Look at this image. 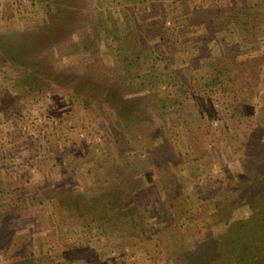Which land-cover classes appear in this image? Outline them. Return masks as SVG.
<instances>
[{"label":"trees","instance_id":"1","mask_svg":"<svg viewBox=\"0 0 264 264\" xmlns=\"http://www.w3.org/2000/svg\"><path fill=\"white\" fill-rule=\"evenodd\" d=\"M217 2L192 9L186 0L181 3L178 0H100L101 10L91 9V0H39V4L46 6L40 9L42 16L35 31L30 33L28 28H18L8 34L0 33V67L10 66L16 71L15 81L21 88H28L39 96L69 89L72 101L91 109L111 130L117 120L120 122L126 132L123 140L113 142L117 156L125 155L121 151L124 147L131 148L135 154L152 152L161 159L168 152L160 146L167 101L161 94L162 87H172L185 102L201 98L205 103L204 114L208 115L201 116L205 122L214 123L223 116L221 127L234 149L236 143L232 140L236 138L231 136L234 130L226 118L235 119L238 128H243L234 136L246 138L249 146L243 145L238 153L240 160L249 165H242L239 172L233 173L231 183L227 182L228 189L219 193L228 204L212 201L205 204L204 214L212 219L208 211L209 206L213 207L217 212L214 218L219 221L220 215L227 211L233 215L235 206L243 201L251 216L240 220L228 217L225 228L217 234L209 229L207 233L203 231L205 234L201 231L198 237L194 236L186 216L193 210L197 190H186L176 176L163 178L161 184L158 182L144 196L139 188L141 176L135 177L133 188L125 187L130 177L120 172L122 168L118 164L117 171L111 172L113 202L104 205L100 212L93 205L84 208L85 205L75 204L79 212L88 210L86 225L104 235L112 232L123 239H134L136 246L149 254L161 248L165 264H264V53L254 56L263 49L259 46L264 43V19L259 18L264 17V0ZM225 18L228 24L221 23ZM241 21L252 38L248 48L235 26ZM253 23L258 27L253 28ZM102 39L115 47L116 55L108 63L100 53ZM191 42L201 46L185 50ZM64 45H67L65 49ZM49 48L57 53L65 52V57L75 58L72 61L77 60L83 68L59 64L54 56L44 57V50ZM59 48L63 49L59 51ZM168 50L172 53L169 58ZM89 52L93 55L89 56ZM181 53L192 56L185 66L177 62ZM199 71H204V75L198 76ZM128 87L135 91L130 92ZM214 92L215 96L224 95L226 103H215L211 99ZM194 106L200 105L196 101ZM178 120L169 122L173 127L181 126ZM163 166L167 167L153 169L157 172ZM133 167L138 172L140 165ZM9 197L12 198V193L0 179V203ZM47 197L48 194L36 193L25 198L23 206L8 200V205L0 207V253L14 256L12 250L21 240L22 234L12 219L20 222L21 216L28 213L26 205L31 201L37 206L34 212L44 214L46 209L42 205ZM66 201L65 197L61 205L63 212L73 213ZM61 217L66 220L63 213ZM206 223L213 228L214 224ZM189 237L195 246L191 250L182 246Z\"/></svg>","mask_w":264,"mask_h":264},{"label":"rangeland","instance_id":"2","mask_svg":"<svg viewBox=\"0 0 264 264\" xmlns=\"http://www.w3.org/2000/svg\"><path fill=\"white\" fill-rule=\"evenodd\" d=\"M178 1L181 3L185 0ZM91 2V9L103 10L100 0ZM186 2L192 9L218 4L217 0ZM43 6L46 5L39 4V0H0V33L8 34L18 28H28L32 33L39 27L38 22L42 16L40 9ZM263 19L262 16L259 18L260 21ZM221 23L228 24L226 18ZM235 26L242 34L243 45L248 48L252 38L246 24L241 21ZM262 26L264 28V22ZM257 27L253 23V28ZM259 31L261 32V26ZM102 40L100 53L104 57L102 60L108 63L116 55L115 47L110 46L112 42ZM66 46H63L64 49ZM198 46L201 45L191 42L185 50L192 51ZM259 47L264 49V43ZM221 48L227 54L225 46L222 45ZM263 49L254 56L264 53ZM168 52L169 58L172 53L171 50ZM65 54L50 48L44 50V57L54 56L59 64L64 63L74 69L83 68L78 65L77 60L72 61L75 58L65 57ZM88 55L93 54L89 52ZM191 57V54L181 53L177 62L185 66ZM197 75L203 76L204 71H199ZM16 76V71L10 66L0 67V179L5 188L11 191L12 198L9 197L8 200L13 204L23 206V202L36 193L48 194V197L44 198L47 201L42 205L46 209L44 214L35 213L37 206L31 201L26 205L28 213L21 216V220L17 219L20 222L12 219L11 222L22 234L21 240H18L16 248L12 250L14 256L0 253V264H165L164 254L159 251L161 248L149 254L136 246L134 239H123L118 233L112 232L104 235L85 223L89 214L84 208L93 205L94 210L100 212L104 205L113 202L114 178L111 172L117 171L118 164L122 168L120 172L130 177V182H125V187L133 188L135 177L141 176L139 188L144 196L149 195L150 189L158 182L161 184L163 178L170 176L179 177L186 190H197L198 197L195 198L193 210L186 216L187 223L196 234L194 236L198 237L201 231L207 233L209 229L219 233L221 228H225L224 223H227L228 217L240 220L251 216V211L243 201L241 205L235 206L233 215L227 211L220 215L219 221L214 218L217 212L213 207L209 206L208 211L212 219L204 214L205 204L212 201L228 204L225 196H220L219 193L228 189L233 173L239 172L242 165H249L240 160L238 153L243 145L249 144L245 142L244 135L239 138L234 136L235 132L243 130L242 127L238 128L235 119L225 117L234 130L231 136L236 138L232 140L236 143L235 149L233 143H228L221 127L223 116L215 119L214 123L205 122L201 116L203 114L207 118L208 115L204 114L205 103L201 102V98L185 102L177 97L172 87H162L161 94L167 101L160 146L167 149L168 152L164 153L166 156L163 154L161 159L152 152L135 154L129 147L122 148L125 155L117 156L113 142L115 139L123 140L126 132L118 120L121 127L118 128L116 123L111 130L91 109L72 101L69 89L54 90L39 96L28 88H21L15 81ZM128 88L130 92L135 91ZM150 89L148 86L147 90ZM215 93L211 96L215 103H226L224 95L215 96ZM196 101L199 107L194 106ZM208 110L207 108V112ZM222 112H226L225 108ZM246 118L251 122L256 121L251 117ZM171 119H179L178 122L181 120V126L173 127L169 122ZM257 136L261 135L258 133ZM254 140L255 136L251 141ZM134 164L140 165L138 172H135ZM162 165L168 168L163 166L160 171H154L153 167ZM21 180L24 181L20 183ZM65 197L68 200L65 204H70L73 213L66 210L63 212L61 205ZM8 200L2 201L0 207L8 205ZM75 204H80L81 207L85 205L84 210L79 212ZM62 213L66 215V220L62 219ZM206 221L214 224L213 228ZM182 246L187 250L193 249L195 246L192 237L187 238Z\"/></svg>","mask_w":264,"mask_h":264}]
</instances>
